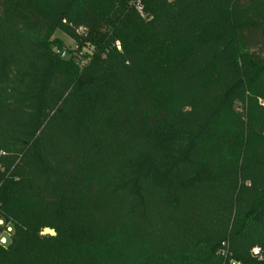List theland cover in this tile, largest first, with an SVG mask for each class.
I'll list each match as a JSON object with an SVG mask.
<instances>
[{
  "label": "trees",
  "instance_id": "1",
  "mask_svg": "<svg viewBox=\"0 0 264 264\" xmlns=\"http://www.w3.org/2000/svg\"><path fill=\"white\" fill-rule=\"evenodd\" d=\"M28 1L0 0V264H264V0H120L86 66L50 38L101 0Z\"/></svg>",
  "mask_w": 264,
  "mask_h": 264
},
{
  "label": "rangeland",
  "instance_id": "2",
  "mask_svg": "<svg viewBox=\"0 0 264 264\" xmlns=\"http://www.w3.org/2000/svg\"><path fill=\"white\" fill-rule=\"evenodd\" d=\"M134 1L131 0L130 3ZM170 1V0H168ZM120 0H101L99 3L98 13L101 15L102 22H107L108 26L105 27V25L100 24L97 25L98 30H103L101 33L92 34L83 30L84 36H81V34L77 36H71L70 34L63 32V31H56L53 33V35L50 38L51 42V49L52 52L65 60H73L74 62L86 66L88 65L93 55L96 53H99V51H103L104 47L107 48V44L111 48H115V50L121 52L123 50L122 45L120 44V41L118 40L119 36V29L118 24H121V22H124L123 30H128L130 26L129 18L125 15L127 10L130 8L128 6H123ZM36 5V2L29 0L26 2L22 8L26 10H30L34 8ZM40 6V5H39ZM130 6V5H129ZM40 11L44 10V8L39 7ZM135 11L133 14H137L139 17L143 18L145 16L146 12H151L149 9V0H144L142 3V0H137V7L133 8ZM120 15V16H118ZM106 24V23H105ZM82 29V28H80ZM79 29V30H80ZM113 32L115 35H112ZM81 33V32H80ZM139 42V41H138ZM158 52L160 55L164 54L167 56H174L171 54L170 49L168 47H162L161 49H158ZM229 61H234L238 59V56L236 53H233L229 56ZM153 66V65H152ZM242 106L241 103H238L235 107L234 113L231 116L226 117L223 120V131L226 135L231 136L233 138H238L239 136H234V134L240 133V130L236 128L235 121H239L241 117L243 118V110L240 109ZM254 118H256L257 122L254 121V124H252V129L248 136L258 135L259 132H261V123H262V114L257 112V114L254 115ZM264 123V122H263ZM264 125V124H263ZM240 126V124H238ZM233 134V135H232ZM246 136V133H245ZM237 141H235L236 143ZM236 144L233 146L235 148ZM8 222H11L7 220ZM42 234H50L54 235V232L52 230L46 229L43 231ZM6 239H9L6 237ZM1 247V246H0ZM3 248V247H2Z\"/></svg>",
  "mask_w": 264,
  "mask_h": 264
},
{
  "label": "built area",
  "instance_id": "3",
  "mask_svg": "<svg viewBox=\"0 0 264 264\" xmlns=\"http://www.w3.org/2000/svg\"><path fill=\"white\" fill-rule=\"evenodd\" d=\"M13 232V226L11 222H8L6 219L0 216V246L6 247L9 245L11 241V236ZM8 237L9 239H6ZM253 256H259L258 250L252 251ZM231 264H237L234 262H231Z\"/></svg>",
  "mask_w": 264,
  "mask_h": 264
}]
</instances>
